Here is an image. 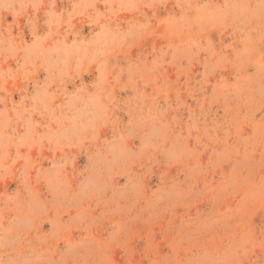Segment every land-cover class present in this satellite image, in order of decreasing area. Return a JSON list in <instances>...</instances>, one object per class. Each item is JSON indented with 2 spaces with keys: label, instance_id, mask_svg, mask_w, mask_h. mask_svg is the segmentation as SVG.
I'll use <instances>...</instances> for the list:
<instances>
[{
  "label": "rangeland",
  "instance_id": "374dc122",
  "mask_svg": "<svg viewBox=\"0 0 264 264\" xmlns=\"http://www.w3.org/2000/svg\"><path fill=\"white\" fill-rule=\"evenodd\" d=\"M0 264H264V0H0Z\"/></svg>",
  "mask_w": 264,
  "mask_h": 264
}]
</instances>
